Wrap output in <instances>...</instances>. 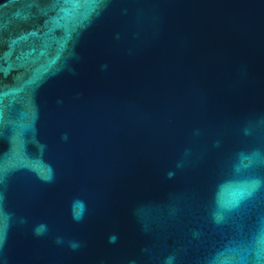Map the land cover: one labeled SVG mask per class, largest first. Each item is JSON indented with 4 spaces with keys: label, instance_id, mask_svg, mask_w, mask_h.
<instances>
[{
    "label": "water",
    "instance_id": "obj_1",
    "mask_svg": "<svg viewBox=\"0 0 264 264\" xmlns=\"http://www.w3.org/2000/svg\"><path fill=\"white\" fill-rule=\"evenodd\" d=\"M0 237V264H264V0H0Z\"/></svg>",
    "mask_w": 264,
    "mask_h": 264
},
{
    "label": "clouds",
    "instance_id": "obj_2",
    "mask_svg": "<svg viewBox=\"0 0 264 264\" xmlns=\"http://www.w3.org/2000/svg\"><path fill=\"white\" fill-rule=\"evenodd\" d=\"M114 239V238H113ZM0 242H2V239H0Z\"/></svg>",
    "mask_w": 264,
    "mask_h": 264
},
{
    "label": "snow or ice",
    "instance_id": "obj_3",
    "mask_svg": "<svg viewBox=\"0 0 264 264\" xmlns=\"http://www.w3.org/2000/svg\"><path fill=\"white\" fill-rule=\"evenodd\" d=\"M0 238H2V237H0Z\"/></svg>",
    "mask_w": 264,
    "mask_h": 264
}]
</instances>
